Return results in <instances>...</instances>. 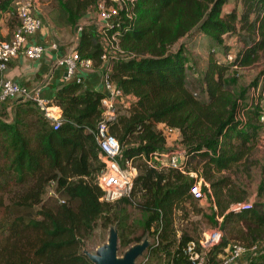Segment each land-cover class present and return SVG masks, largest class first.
Returning <instances> with one entry per match:
<instances>
[{
  "label": "trees",
  "instance_id": "1",
  "mask_svg": "<svg viewBox=\"0 0 264 264\" xmlns=\"http://www.w3.org/2000/svg\"><path fill=\"white\" fill-rule=\"evenodd\" d=\"M99 1L56 0L57 18L49 16L55 25L74 28ZM228 1L133 0L107 29L118 37L121 51L111 61L110 78L125 97L121 103H127L117 108L110 133L120 143V163L131 159L138 170L130 195L112 202L146 213V237L130 239L127 211L99 200L102 163L94 132L102 92L75 81L58 87L49 102L62 111L57 129L32 100H8L10 109L0 104V264H94L83 244L99 220L115 227L118 249L147 238L140 257L197 264L185 247L193 241L200 251V238L179 230L175 221L178 211L187 215L186 202L222 232L201 264H220L230 241L255 248L245 264H264V178L251 203L238 181L255 162V143L264 133L262 106L255 97L246 101L245 90L238 95L229 90L225 78L232 66H249L264 55V0H236L225 10ZM4 14L11 36L19 24L15 0H0V18ZM197 32L216 44L224 35L240 43L230 62L209 53L200 89L189 81L186 45L180 42ZM75 50L93 67L101 65L103 43L85 25ZM159 123L179 131L183 171L145 161L171 150ZM201 178L210 214L190 191ZM49 186L56 196L44 198Z\"/></svg>",
  "mask_w": 264,
  "mask_h": 264
},
{
  "label": "built area",
  "instance_id": "2",
  "mask_svg": "<svg viewBox=\"0 0 264 264\" xmlns=\"http://www.w3.org/2000/svg\"><path fill=\"white\" fill-rule=\"evenodd\" d=\"M106 1L100 0L96 6L100 26L97 29L98 32L95 31V34L104 46V52L101 55V65L104 66V70L101 73L103 96L100 99V118L95 127L94 135L99 150L98 157L102 163L97 177L98 185L102 190L99 200L112 202L130 195L138 170L131 159L125 160L123 165L120 163L121 146L118 139L110 133V125L117 118L118 104L123 102L125 97L110 78L111 61L116 57L111 54V49L116 51H120V49L118 37L108 34L107 29L114 26L119 10L127 8L128 4L133 0H112L110 4H107ZM16 10L19 21L18 26L13 30L10 38L0 39V104L11 99L32 100L40 108L53 129H57L61 122V108L56 105H50V100L40 97L38 90L32 92L26 86L4 75L9 62L17 55L22 54L28 59L36 60L40 59L45 52L44 45L38 43L27 44V39L36 33L43 23L41 17L35 14L31 2L23 0L21 3H17ZM108 42L111 46L107 49ZM51 47L56 49L57 43H51ZM56 65L65 67L67 79L81 83H83V79L79 72L80 69H93L92 60L81 58L75 49L58 56ZM263 119L264 117L261 116V120ZM158 128L166 140L173 136L180 139L179 131L176 128L164 123H159ZM185 160V155L180 151L168 150L158 155H150L145 161L151 167H172L183 171ZM193 175L195 174L193 173ZM199 181L201 182L198 185ZM202 182L203 179L201 178L190 189L196 198L202 197L200 191ZM49 193L56 196L53 190ZM59 201L63 202L62 199H59ZM239 206L241 205H236L233 208ZM221 236L222 232L220 229H210L199 240L200 251H197V244L191 241L186 245L185 252L189 254L191 260L201 264L204 261L205 251L216 245L220 241ZM253 249L255 248L248 249L236 241H230L220 264L238 263L241 256Z\"/></svg>",
  "mask_w": 264,
  "mask_h": 264
},
{
  "label": "rangeland",
  "instance_id": "3",
  "mask_svg": "<svg viewBox=\"0 0 264 264\" xmlns=\"http://www.w3.org/2000/svg\"><path fill=\"white\" fill-rule=\"evenodd\" d=\"M23 0H15V3H21ZM31 2L32 7L37 10H42L45 14L55 15L57 18V3L56 0H28ZM112 0H107V4H110ZM236 4V0H229L225 5V10H229L233 5ZM239 9V8H238ZM93 13L95 15L92 17ZM91 15V16H89ZM97 10L89 12L87 18L83 17L79 20V24L83 21L93 24L96 27V31L99 28V20H97ZM61 21V20H59ZM92 21H94L92 23ZM57 23V22H56ZM78 24V26H79ZM62 25V24H61ZM62 27V26H60ZM64 27V26H63ZM75 28V27H74ZM71 29V34H74L75 29ZM98 32V31H97ZM180 42H185L186 45V56L187 64L186 68L188 70L189 81L196 85L198 89L202 87V76L207 65L208 55L210 52L214 53L218 60L223 62H230L234 59V54L236 53L237 47L240 43L237 41L234 35L223 36V42L221 44H216L212 42L207 36L199 35V33H194L192 36L181 39ZM179 42V43H180ZM111 44L108 42L107 49L110 48ZM178 43L173 46L175 49ZM111 54L117 56L121 54L119 51L111 49ZM264 69V55H261L258 61L253 64L240 67L232 66L229 71L225 74L226 87L238 95L241 91L245 90L246 101H250L252 98H257L260 100L263 117H264V74L262 70ZM200 92V91H198ZM258 95L260 98H258ZM127 103L118 104V109H122ZM264 120V119H263ZM180 140L174 136L167 139V149L172 151H180ZM254 159L253 167L250 173H240L238 175L240 184L246 189L248 193L247 202L251 203L256 198L257 185L262 178H264V133H262L255 143V148L252 154ZM201 181L198 182V185ZM54 189V186L48 187V193L44 195V198H48L50 191ZM196 205L201 207L205 213L210 214V202L208 196L202 195L201 198H195ZM115 203L114 208L125 209L129 215L127 223L130 225L129 238L133 237H146L147 233H144V223L146 218V213L142 212L132 204H127L124 201L111 202ZM190 202H186V207L188 208V213L185 215L182 211H178L176 214V226L179 230L182 228L186 229L192 233L195 238H203L204 233L210 229L214 228L209 220L203 216L201 213H196V211L191 210ZM233 205L232 207H235ZM102 221H98V225L93 230L90 237L84 240L83 249L90 253H96L98 248L106 244L109 238V231L114 226L106 227L103 226ZM144 239V238H143ZM152 241V238L150 237ZM128 246H120L118 249V256H122L124 251ZM159 256H147L146 254L142 257H138L135 264H162L163 260L158 258Z\"/></svg>",
  "mask_w": 264,
  "mask_h": 264
},
{
  "label": "crops",
  "instance_id": "4",
  "mask_svg": "<svg viewBox=\"0 0 264 264\" xmlns=\"http://www.w3.org/2000/svg\"><path fill=\"white\" fill-rule=\"evenodd\" d=\"M33 10L35 14L41 17L43 23L40 29L27 39V44L38 43L44 45L45 52L40 59L36 60L28 59L22 54L17 55L9 62L7 69L4 71V75L26 86L32 92L38 90L40 97L50 100L58 87L71 81V79H67L65 67L56 65V59L58 56L77 47L80 37L79 29L82 25L87 26L94 33L96 27H93V24H89L86 21L80 24L78 21L76 27L73 28L75 31L72 35L70 27L55 25L50 16L43 13L41 9L37 10L33 8ZM88 14L83 16V19L91 16H87ZM94 15L95 13H93L92 17ZM6 17L7 15L4 14L3 17L0 18V39H6L10 36ZM93 22L94 21H92V23ZM97 23L100 24L98 21ZM53 42L57 43L56 49L51 47V43ZM103 70V65L94 66L92 70L80 69L79 72L83 79V85L102 92L101 73ZM6 104L7 109H10L9 104H11V102H6ZM246 256L247 253L241 256L238 263H246ZM238 263L234 262L232 264Z\"/></svg>",
  "mask_w": 264,
  "mask_h": 264
},
{
  "label": "water",
  "instance_id": "5",
  "mask_svg": "<svg viewBox=\"0 0 264 264\" xmlns=\"http://www.w3.org/2000/svg\"><path fill=\"white\" fill-rule=\"evenodd\" d=\"M148 244V239L144 238L141 242L129 246L120 257L118 256V234L114 227L109 231L106 244L99 247L96 253L84 252L94 264H135Z\"/></svg>",
  "mask_w": 264,
  "mask_h": 264
}]
</instances>
